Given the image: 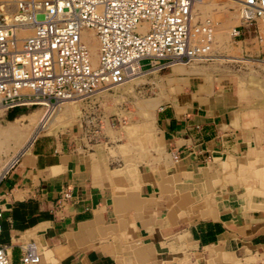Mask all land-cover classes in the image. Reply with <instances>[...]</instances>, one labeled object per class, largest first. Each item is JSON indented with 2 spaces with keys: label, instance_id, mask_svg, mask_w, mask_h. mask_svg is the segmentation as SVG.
<instances>
[{
  "label": "crops",
  "instance_id": "1",
  "mask_svg": "<svg viewBox=\"0 0 264 264\" xmlns=\"http://www.w3.org/2000/svg\"><path fill=\"white\" fill-rule=\"evenodd\" d=\"M173 70L180 89L118 133L131 140L78 121L21 148L0 180L12 264L25 242L31 264H264V107Z\"/></svg>",
  "mask_w": 264,
  "mask_h": 264
},
{
  "label": "built area",
  "instance_id": "2",
  "mask_svg": "<svg viewBox=\"0 0 264 264\" xmlns=\"http://www.w3.org/2000/svg\"><path fill=\"white\" fill-rule=\"evenodd\" d=\"M244 31L264 40V0H235ZM193 0H0V111L41 101L56 103L122 82L145 67L210 58L212 25L192 21ZM96 40L92 63L83 29ZM242 30V31H241ZM23 31L24 33H22ZM20 151L0 159V180ZM67 195V192H63ZM17 264L39 254L20 245ZM0 264H12L0 245Z\"/></svg>",
  "mask_w": 264,
  "mask_h": 264
},
{
  "label": "rangeland",
  "instance_id": "3",
  "mask_svg": "<svg viewBox=\"0 0 264 264\" xmlns=\"http://www.w3.org/2000/svg\"><path fill=\"white\" fill-rule=\"evenodd\" d=\"M194 10L196 18H209L212 22L209 59L192 60L185 64H174L173 67L169 65L159 70L154 68L144 71L142 75H135L136 79L123 84L100 87L92 94L63 104L52 113L49 124L47 121L37 128L45 109L40 105L13 107L4 113L0 111V159L20 151L37 133L54 131L78 121L92 127L104 123L113 144L125 138L131 140L130 135L118 136V133L124 127L132 126V122H136L137 130L148 129L151 122L146 114L147 105L151 101L161 104L180 89L181 81L175 79L174 67L183 69V75L206 73L209 76L227 77L241 96L252 100L255 106L264 107V40L254 37L253 32L245 31L238 37L230 36L232 26L240 21L236 3L232 0H198ZM84 30L93 34L90 29ZM95 43L92 45L94 50ZM88 47L94 57L92 48ZM146 62L147 59L139 60L143 69ZM11 131L17 133L9 134Z\"/></svg>",
  "mask_w": 264,
  "mask_h": 264
},
{
  "label": "bare ground",
  "instance_id": "4",
  "mask_svg": "<svg viewBox=\"0 0 264 264\" xmlns=\"http://www.w3.org/2000/svg\"><path fill=\"white\" fill-rule=\"evenodd\" d=\"M196 1H198V0H193V4H192V11H193V16H192V21L194 22L195 20H200V19H198V18H196L197 17V14H196V12H195V10H194V4H195V2ZM232 1H234L235 2V0H232ZM236 3V2H235ZM239 15V14H238ZM240 18V17H239ZM205 20H209V22L211 23V25H212V22L210 21V19L209 18H205V19H203V20H200V21H205ZM86 29V28H85ZM213 29V28H212ZM84 30V29H83ZM82 30V34H83V37L85 38V41H86V43H87V45L88 46H90L91 48H92V50H93V54H94V57H93V55L91 54V52H90V50H89V47H88V50H89V53H90V58H91V61H92V63L95 61V53H96V51L94 50V46H92L93 45V42L95 43L96 42V40H95V37H94V35L93 34H91L90 32H87V31H83ZM91 30V29H90ZM92 31V30H91ZM22 33H24L23 31H21ZM95 40V41H94ZM261 40H263L262 38H261ZM211 43H212V41H211ZM96 44V43H95ZM95 48H96V46H95ZM210 50H211V46H210ZM194 60H199V59H194ZM202 60H204V59H202ZM190 62V61H189ZM188 63V62H187ZM174 64H183V62L182 61H177V62H173V63H171L170 64V66H172L173 67V65ZM185 64V63H184ZM175 66V65H174ZM149 69H154V68H158V66L157 65H154V66H150V67H148ZM174 68H176V67H174ZM143 68H139L138 66L136 67H134L133 68V70H132V72L122 81V82H120V83H117V84H114V85H120V84H123V83H125V82H127V81H130V80H133V79H136L137 78V76H135V75H142L143 74V70H142ZM176 71V70H175ZM112 86V85H111ZM97 91H99V90H97ZM102 91V90H101ZM105 91V90H104ZM76 98V97H75ZM72 101H74V98H69V99H66V100H63V101H59V102H56V103H50V102H46V103H44L43 104V102H41V101H37V103H42V104H37V105H40V106H42L43 108H45L44 109V113H43V115L41 116V118H40V120H39V122H38V124L36 125V128L37 127H39L40 125H42V124H44V123H46L47 121V124H49L50 122H51V120H50V118H51V116H52V113L53 112H55L56 110H58V109H60L61 108V106H63V104H65V103H67V102H72ZM69 103V104H70ZM43 127H45V126H43ZM12 133H9V134H16L17 132L16 131H11ZM16 153V152H15Z\"/></svg>",
  "mask_w": 264,
  "mask_h": 264
}]
</instances>
